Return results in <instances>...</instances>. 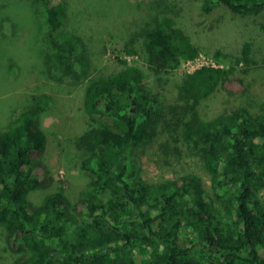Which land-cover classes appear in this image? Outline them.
Returning a JSON list of instances; mask_svg holds the SVG:
<instances>
[{
  "label": "trees",
  "instance_id": "trees-1",
  "mask_svg": "<svg viewBox=\"0 0 264 264\" xmlns=\"http://www.w3.org/2000/svg\"><path fill=\"white\" fill-rule=\"evenodd\" d=\"M42 1L35 20L44 31L48 74L61 59L70 63L73 77L86 80L87 113L107 115L113 123L94 118L96 124L88 123L75 140L91 173L79 197L72 200L61 188L39 203L27 196L52 181L42 161L48 140L42 110L51 96H35L34 106L0 128V223L14 255L11 264H264V101L250 82L233 67L204 65L183 76L170 105L172 133L199 151L224 207L196 174L145 180L135 155L151 143L156 132L150 126L162 116L156 93L143 83L145 71L129 65L94 76L88 46L74 44L85 40L77 34L62 40L69 18L65 2ZM174 7L154 0L153 24L126 48L143 54L153 74L176 72L200 53L178 26ZM221 7L241 17L264 14V0H203L206 14ZM242 52L248 62L250 44ZM221 90L230 106L203 118L201 101ZM162 145L167 150L169 142Z\"/></svg>",
  "mask_w": 264,
  "mask_h": 264
},
{
  "label": "rangeland",
  "instance_id": "rangeland-1",
  "mask_svg": "<svg viewBox=\"0 0 264 264\" xmlns=\"http://www.w3.org/2000/svg\"><path fill=\"white\" fill-rule=\"evenodd\" d=\"M34 1L0 0V128L27 106H34L35 96H51L42 110L43 127L48 134L42 161L52 181L45 187L31 189L27 197L39 203L47 194L62 188L76 200L90 181L91 173L83 167L84 154L75 147V140L88 123L96 124L94 118L109 123L113 120L99 114L92 118L87 113L84 107L86 80L81 82L73 77L68 71L72 67L70 63L54 59L60 68H55L52 77L48 74L42 43L44 31L35 20L43 12V9L36 12L42 8L43 1H37L31 8L26 5ZM63 1L69 18L62 40L72 34L85 40V43L75 41L74 44L80 50L88 46L93 75H108L125 66L137 65L145 71L144 85L152 88L161 103L158 108L162 116L158 115L157 122L150 126L155 136L151 143L141 145L135 155L143 178L158 182L196 174L201 177L207 193L217 199L216 204L224 207L225 201L218 199L199 151L188 147L172 133L176 117L170 105L175 101L183 76L204 65L233 67L235 74L242 76V73L253 93L264 101V14L241 17L225 7L206 14L202 10L203 0H165L175 5L178 26L200 47V53L194 59L184 60L176 72L158 75L151 72L143 54L126 52L138 35L153 24L158 14L152 8L154 0ZM3 3H6L4 7ZM247 44H250L248 62L242 52ZM217 50L223 52V57L215 56ZM244 69L248 72L243 73ZM227 94L221 90L203 99L199 106L202 117L210 119L224 112L230 106ZM167 141L168 151L162 145ZM5 235V227L0 223V264H11L14 255L7 247Z\"/></svg>",
  "mask_w": 264,
  "mask_h": 264
}]
</instances>
